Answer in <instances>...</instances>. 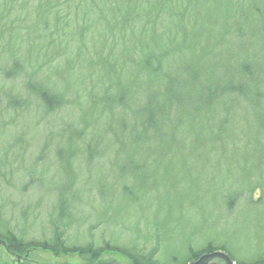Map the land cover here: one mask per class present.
I'll list each match as a JSON object with an SVG mask.
<instances>
[{"label": "rangeland", "instance_id": "rangeland-1", "mask_svg": "<svg viewBox=\"0 0 264 264\" xmlns=\"http://www.w3.org/2000/svg\"><path fill=\"white\" fill-rule=\"evenodd\" d=\"M245 62L264 0H0V238L23 264H264V82L206 87Z\"/></svg>", "mask_w": 264, "mask_h": 264}, {"label": "trees", "instance_id": "trees-1", "mask_svg": "<svg viewBox=\"0 0 264 264\" xmlns=\"http://www.w3.org/2000/svg\"><path fill=\"white\" fill-rule=\"evenodd\" d=\"M17 64V63H16ZM15 67H18L17 65H14ZM253 65L250 62H245L241 67H239L238 71L236 72L235 75H233V78L230 80V82L227 83V85H225V83H221V82H217L216 86H206V87H215L214 89H211L210 93H211V98H216L217 95H220L221 93H223L224 91L230 92L235 98H245L248 95V91H252L253 93H255L254 89L251 87L254 86L256 88V94H255V99L252 100V102L255 105H259V103L257 102L258 99L260 98V91H263L261 89V84L264 82V69L261 70L259 73H255L253 71ZM10 74V73H8ZM251 84V85H250ZM229 85V86H228ZM169 91V89H168ZM178 98V96H176ZM151 102V103H150ZM152 105V101L149 100V105ZM155 110V109H154ZM156 113V110H155ZM155 115L154 114H150L149 118H153ZM137 117V116H136ZM142 124L143 125H147L146 122H144V120H142ZM148 126V125H147ZM13 233L9 234V237L11 239L12 244H14L15 246H21L23 247L25 242H22V240H20L17 235H12ZM31 245H36L34 247H41L43 249H52L49 243H45L44 245H40L37 242L33 241V243ZM53 247H55V244H53ZM63 245H58V243H56V249H61L63 248ZM82 253L84 252V250H81Z\"/></svg>", "mask_w": 264, "mask_h": 264}, {"label": "flooded vegetation", "instance_id": "flooded-vegetation-1", "mask_svg": "<svg viewBox=\"0 0 264 264\" xmlns=\"http://www.w3.org/2000/svg\"><path fill=\"white\" fill-rule=\"evenodd\" d=\"M10 233H13V232H10ZM50 247L53 248V245L50 246ZM34 248H38V247H34ZM0 249H2L1 256H3V254H9L12 257H17L18 264L26 263L27 262L26 260L29 261L33 257L32 256L33 254H32L31 251H28L25 254V256H23V257L20 256L22 247L21 246H17V245L15 246L14 244H12L11 239H10L9 236H5L2 239L0 238ZM38 250H39V248H38ZM44 250L46 251V250H50V249H46L45 248ZM34 252H36V251L34 250ZM216 260H212V262H210L208 264H218L217 262H215ZM219 261H220V264H226L224 259L223 260H219ZM232 261H234V260L232 259ZM234 262H236V261H234ZM82 264H84V263H82ZM101 264H103V263H101ZM236 264H239V263L236 262Z\"/></svg>", "mask_w": 264, "mask_h": 264}, {"label": "water", "instance_id": "water-1", "mask_svg": "<svg viewBox=\"0 0 264 264\" xmlns=\"http://www.w3.org/2000/svg\"><path fill=\"white\" fill-rule=\"evenodd\" d=\"M214 258L224 259L228 264H233L232 260L223 252H213L212 254H206L201 257V259L194 264H208Z\"/></svg>", "mask_w": 264, "mask_h": 264}]
</instances>
